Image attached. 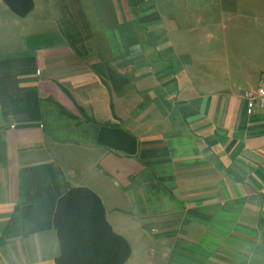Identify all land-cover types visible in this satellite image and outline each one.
I'll use <instances>...</instances> for the list:
<instances>
[{
  "label": "crops",
  "instance_id": "obj_1",
  "mask_svg": "<svg viewBox=\"0 0 264 264\" xmlns=\"http://www.w3.org/2000/svg\"><path fill=\"white\" fill-rule=\"evenodd\" d=\"M34 1L4 21L0 0V264H54L57 203L77 187L127 264H264V109L241 96L264 40L233 61L226 20H264L259 0L220 1L213 59L171 39L155 0Z\"/></svg>",
  "mask_w": 264,
  "mask_h": 264
},
{
  "label": "trees",
  "instance_id": "obj_2",
  "mask_svg": "<svg viewBox=\"0 0 264 264\" xmlns=\"http://www.w3.org/2000/svg\"><path fill=\"white\" fill-rule=\"evenodd\" d=\"M16 16L24 18L34 0H1ZM62 114L70 115L60 106ZM59 256L54 264H127L128 241L117 234L107 219L101 198L86 187L71 188L59 199L54 215Z\"/></svg>",
  "mask_w": 264,
  "mask_h": 264
},
{
  "label": "rangeland",
  "instance_id": "obj_3",
  "mask_svg": "<svg viewBox=\"0 0 264 264\" xmlns=\"http://www.w3.org/2000/svg\"><path fill=\"white\" fill-rule=\"evenodd\" d=\"M88 1L89 0H85V7H87ZM220 1L221 0H155L154 4H157L158 7L160 6L164 14V25H167L169 29L178 27L176 30H172L171 39L173 38L175 41L178 39L180 43L186 40L187 42L190 41V43L195 45V54L199 53L204 58L213 59L221 56V23L224 22V20L220 17ZM232 1L233 0H222V2L228 6L231 5ZM99 2L104 6L106 0H99ZM37 3L40 4V0H37ZM3 4L1 6L6 14H8L4 16L5 13H3V11L1 12L3 14V20L9 21L15 20L14 18L17 19V17L7 9L6 5ZM110 10V13H112V5L110 6ZM261 10L264 11V0H259V12H262ZM228 16L229 18H226V20H228L229 23V49L231 45L233 47V49L229 51V58L233 61L236 60V50L239 58H244V55H247L248 58L252 57V54H254L253 47L259 43L256 36L264 40V20L262 17L255 19L254 16H250L248 19L241 17L237 20L231 18L232 15L230 13H228ZM112 18H114V15H112ZM132 19L135 22L134 18ZM143 23H146V20ZM236 23L238 27L231 30L230 25L235 27ZM255 26H258V28ZM117 30H120V28H117Z\"/></svg>",
  "mask_w": 264,
  "mask_h": 264
},
{
  "label": "built area",
  "instance_id": "obj_4",
  "mask_svg": "<svg viewBox=\"0 0 264 264\" xmlns=\"http://www.w3.org/2000/svg\"><path fill=\"white\" fill-rule=\"evenodd\" d=\"M241 96L247 102L250 112L255 113L258 109H264V75L255 87L244 91Z\"/></svg>",
  "mask_w": 264,
  "mask_h": 264
}]
</instances>
